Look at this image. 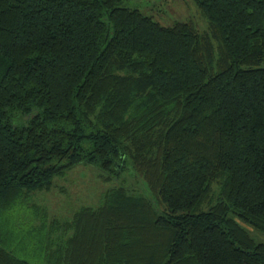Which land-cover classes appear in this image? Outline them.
Returning <instances> with one entry per match:
<instances>
[{"label":"trees","instance_id":"obj_1","mask_svg":"<svg viewBox=\"0 0 264 264\" xmlns=\"http://www.w3.org/2000/svg\"><path fill=\"white\" fill-rule=\"evenodd\" d=\"M126 2L0 0V264H30L16 234L47 264H264V0H194L204 31ZM80 165L96 205L32 204Z\"/></svg>","mask_w":264,"mask_h":264},{"label":"rangeland","instance_id":"obj_2","mask_svg":"<svg viewBox=\"0 0 264 264\" xmlns=\"http://www.w3.org/2000/svg\"><path fill=\"white\" fill-rule=\"evenodd\" d=\"M126 4L139 8L147 15H152L155 20L164 25H171L176 21H193L202 31L207 26L194 0H127ZM61 184L67 186V192L61 191L60 193V189L56 188L50 193L40 194L32 204L47 207L49 216L58 215L62 218H71L74 212L84 204L96 205L108 188V184L99 177L97 169L88 165L76 166L68 173L67 179L61 181ZM10 220V226L18 231H20L17 229L19 226L26 230L38 224L31 212L25 208L16 211ZM243 226L249 230L256 242L264 243V230L255 229L247 223H243ZM28 235L23 240V237L18 238L16 234L10 248L27 259L30 264H47L43 259L45 256L44 241L38 242L37 237Z\"/></svg>","mask_w":264,"mask_h":264}]
</instances>
